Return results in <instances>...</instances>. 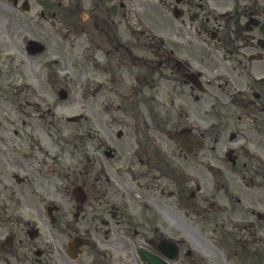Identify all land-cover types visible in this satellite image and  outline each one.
<instances>
[{
	"label": "flooded vegetation",
	"instance_id": "obj_1",
	"mask_svg": "<svg viewBox=\"0 0 264 264\" xmlns=\"http://www.w3.org/2000/svg\"><path fill=\"white\" fill-rule=\"evenodd\" d=\"M126 1L56 0L53 4L54 0H34L41 17L36 11L29 14L22 10V21L33 26L27 30L16 17H3V12L12 10L10 5H1V122H14L11 113L3 109L8 107L6 102L32 118L52 117L49 121L54 131L48 134L47 144L56 155L50 157L41 146L42 138L37 140L32 133L22 134L11 144L10 135L0 133L4 146H19L13 160L0 153V171L5 172L1 162H6L29 172L28 179L15 182L17 196L10 194L19 198L16 205H22V215L0 213V221L14 222L11 230L0 223V264H136L140 263L135 257L139 246L154 251L165 239L176 244L177 264H181L190 253L183 249L186 240L163 231L158 222L168 202L180 208L185 202L189 211L207 218L228 214L221 206L209 207L201 192L202 172L193 162L210 155L202 142L206 136L200 126L202 119L189 117L185 109L192 108L191 102H205L211 104L207 111L220 116L219 105L236 104L245 112L240 120L250 124L264 121V31L260 29L264 28V0H161L169 15L168 24L177 27L171 28L175 38L167 42L156 41L147 29L141 31L147 36L139 39L132 20V0ZM42 10L49 16L42 17ZM123 21L129 23L126 33L133 40L129 44L123 40ZM38 27H44L51 38V55L44 37L32 34ZM29 40L41 41L43 51L32 54ZM75 67L87 82L89 93H98V101L89 98L84 106L95 110L92 115L103 127L102 134H85L86 150L79 157L81 163L73 166L71 161L69 165L60 161L75 140L66 132L67 116L54 108L72 107L61 104H66ZM231 75L243 85L231 88L239 90L240 98L231 94L228 101L219 104L217 98L224 93L215 90L227 86ZM208 76L218 83L212 84L205 78ZM94 77H98L97 82ZM242 78L248 79L243 83ZM26 79L34 84L22 86ZM44 92L54 99L52 109L41 106ZM204 93L212 94V99L204 98ZM225 94L226 99L227 90ZM171 105L179 112L171 110ZM84 120L90 122L87 116ZM59 121L64 125L59 127ZM172 141L177 150L170 147ZM234 153L236 161L239 155ZM216 165H210L215 177L210 188L226 189L213 193L217 199L229 202L227 189L232 186L230 197L240 203L247 198L250 186L264 187V180L251 179L252 173L263 176L264 168L247 159L231 170L234 175L230 178H237V185H231ZM29 188L35 189L33 197ZM239 193L240 197L235 195ZM45 196L52 201L42 207ZM189 198H196L191 207L187 205ZM244 233L238 236L241 248L247 242Z\"/></svg>",
	"mask_w": 264,
	"mask_h": 264
},
{
	"label": "rangeland",
	"instance_id": "obj_2",
	"mask_svg": "<svg viewBox=\"0 0 264 264\" xmlns=\"http://www.w3.org/2000/svg\"><path fill=\"white\" fill-rule=\"evenodd\" d=\"M126 1V0H125ZM128 1V0H127ZM126 1V4H128ZM133 2H139L140 6L134 7V10L136 12H138L140 15H142L143 17H145L146 19H148L151 23V25L154 27L155 32L157 34H163L164 32H166L167 34V38L171 39V38H175L172 36V31L171 28H177L176 26L173 25H169L167 20V17L169 16L167 14V12L165 11L166 9L162 10L158 3L156 1L151 2L149 0H133ZM2 2H0V13L3 11L2 7ZM141 7V8H140ZM4 16L7 19H11L14 20L16 17V20H19L22 22V24L26 27L24 30L27 29H31L33 28V26L28 22V21H22V17L15 15L13 12H3ZM2 17V19H3ZM132 20L135 24V27L140 29L141 27H139L138 24H136L134 18L132 17ZM170 21V20H169ZM131 22V21H128ZM129 23H126V21H123L122 23V33H123V40H125L128 44L130 43V41L132 42L133 40H130L129 37V33H126V27H128ZM43 28H36L35 30L32 31V34L42 38L44 37V39L47 41L48 45H49V50L48 53L49 55H51L52 52V48L50 43H52L51 38L45 34V30H43ZM141 30V29H140ZM185 33H187L190 37H193V35L188 31V30H183ZM145 33L143 34H139L138 38L139 39H143L145 37ZM147 36V35H146ZM168 39V40H169ZM133 46H136V44H132ZM224 75V74H223ZM39 79L40 82L45 86L47 85V83H45V81L43 80V78L41 76L36 75ZM225 76V75H224ZM234 75H231V77H227V86L223 85L221 89L219 90H215L216 93L218 92H223L224 95L222 97H218L217 101L219 102V104H221L222 102H226L230 99V95H231V88L236 85L239 87H243V85L241 83H237V80L235 79V77H233ZM73 83H70L69 88H68V95H67V100H66V104H61L64 106H72L69 109H66L63 115H67V114H71L72 112L77 113L79 111H83L84 112V108H86L88 110V108L90 109V117L92 118V114L95 112L94 109L84 106L85 102L81 101L78 97L80 95V85L82 83V73L80 72L78 67L74 68V73H73ZM208 78L210 80H212V84H216L218 83L219 80H217L214 77H205ZM248 78H242L241 81L243 83H245V81ZM221 83H223V81H221ZM226 90H227V97L226 99L224 98V96L226 95ZM193 92L195 93H199L200 91H198L197 89H194ZM250 94V92L248 93V95ZM212 94H203L204 98L209 97L211 98ZM232 96H236L238 98H240V95L233 92L232 91ZM251 99H254L252 96H250ZM212 99V98H211ZM60 99H57V101L59 102ZM214 102V100L212 101ZM168 103V102H167ZM42 104V103H41ZM6 105L8 107H11V105H9L8 102H6ZM211 104L209 103H200V102H191V106L192 108L189 110L190 113H193L191 115H196L197 117L201 118V126L203 128L208 127V125H206L207 123H209L211 120H215L216 118H219V121H212V122H219L218 126L216 128H214L213 130H209L207 132V134H205L206 136H204V147L206 148L207 153L210 156H203L201 157V159L199 158L198 160H196L195 162H193V164L197 165L196 166V170H201L202 172V177H203V181L204 183L203 186L205 187V189H209L210 186H212V181L215 180L214 174L212 173V170L210 168V165H216L218 164L220 166V164H226L228 166V169H220L221 171H223L222 175L226 177V179L230 182V184H234L237 185V178H230V174L234 175V173H231L232 169H237L239 166L238 164L232 166L228 161L226 162L225 158H224V153H223V149L227 146H231L234 142L233 140H229V133L230 132H234L236 133L238 136L237 138H243L240 141H243L247 144V141H251L252 143H254V146H251V148H254L256 151V154H259L260 158L262 156V158L264 159V128H263V124L264 121L261 124H248V121H243L239 119V116H242L245 112L242 108H240L239 106H237L235 104V106L231 107V104H229V106L224 105V106H220L218 107V111L220 112V116H215V114H213V111H207L209 110V106ZM42 106V105H41ZM8 107L3 108L5 111H9L11 113V115H9V117L14 120V122L12 124H6L4 122H1V117H0V133H8L10 135V144L11 142H15V141H19L20 137H22V134H29V133H39L38 136H40L41 138H45L43 135H41L40 133H46L47 129H53L54 130V125L49 121L51 120L52 117L45 115L42 116L41 118H38L37 116L35 118H32L28 113H26L25 111L22 112V114H20V112L18 110H14L11 107V110L8 109ZM40 107V106H39ZM43 108V106H42ZM171 110L176 111L177 113L179 112L178 108L173 107L172 105L170 106ZM1 110V109H0ZM54 110L56 111H63V108H59V107H55ZM53 110V111H54ZM214 110H216L214 108ZM52 111V112H53ZM223 113V114H222ZM173 114V113H172ZM191 115H189V117H191ZM1 116V115H0ZM97 116V115H96ZM98 117V116H97ZM187 117V120L188 118ZM99 119V117H98ZM237 121V123H235ZM227 122V125H226ZM58 126L61 127L62 125H64L62 122H57ZM68 122H65V125L69 126H73L76 127L77 129H82V130H86L87 125L91 124L92 129L95 132H101L100 134H102V131L100 130L101 127H103L101 122H84L83 120L79 121V125L75 122H69V124H67ZM83 125H86V127H83ZM162 126V124H160ZM219 128V131H217V129ZM97 129V130H95ZM17 130V132H15L14 134H12L13 131ZM217 131V132H216ZM18 133V134H17ZM51 133V132H50ZM209 133V134H208ZM46 137L47 134H44ZM217 139V141H216ZM216 141V142H215ZM24 141L22 140V143ZM77 142V141H76ZM84 144V147H82V152L84 150H86V146L84 142H81ZM0 144L3 146V150L0 153H4L6 154L11 160L15 159V154L11 151V149L9 148V146L7 145H3L2 142H0ZM92 146V144H89L88 147L90 148ZM170 147L174 148L177 150V145L174 141L170 142ZM213 147H216V149H213ZM35 149V148H33ZM80 151L79 148H77V146H75V148H73L71 145L67 146L64 152V155H61L60 161L62 163L68 164L71 161V165H78L79 162V157H80V153H78ZM80 151V152H81ZM38 154V151H37ZM215 155V156H214ZM243 156V157H242ZM218 158V159H217ZM53 159V158H49ZM238 159H246L245 156L243 154H239ZM237 159V160H238ZM258 160H250V162L255 165L257 163ZM220 163V164H219ZM217 166V165H216ZM233 167V168H231ZM4 170L5 169H1ZM226 171V172H225ZM243 172V171H242ZM1 173V172H0ZM246 174V173H245ZM247 175V174H246ZM218 176L220 177V179L222 180V176H220V174H218ZM4 176L1 175L0 176V181L4 183ZM259 180H264V175L260 177ZM224 187H222L223 189ZM249 193L246 194V200L243 201L242 204H240L241 206H239V208L242 209H246L248 208L249 205L252 206V204L248 203H255L256 205H254V207L256 208V210L264 209V187H262L261 185H256V186H251L249 189ZM213 193L216 192V189L211 190ZM223 191V190H221ZM5 195L8 196L9 194L13 195L12 192H8V191H4ZM17 196V194H15ZM237 196L240 197V193L237 194ZM198 198V197H196ZM195 198V199H196ZM195 199H188L187 201V205L189 207H191V203L195 201ZM248 199V200H247ZM232 205V203H231ZM19 208L20 211L22 212V205H20ZM184 207L185 209H187L186 207V203L184 202L183 207L180 208L178 206H175L173 204L169 205L168 202V208H166L164 210V214H161L160 219L158 220L159 224L162 225L163 231L168 232L172 235H175L176 237L180 236L184 239H186V248L191 250V256L189 258L188 255H186V260L184 261V263L181 264H225V262L222 260L221 258V252L217 251V248H214L215 244L212 241V239L209 237V235L211 234V230L215 229L220 232H224L229 230V222L226 220V218H218V217H213V219L209 216L207 217H203L201 214L195 215L193 212L189 211L190 217L186 218L184 217L183 213H184ZM195 209V208H194ZM235 210H237V208H234ZM234 209L232 210L233 213ZM0 213H2V211H0ZM6 213V211H5ZM7 214V213H6ZM255 217V216H253ZM172 219V220H171ZM171 220V221H170ZM256 220V225H255V229L253 230L255 233L254 237L249 235V233H246V237H247V246L249 248H247V250L249 251L248 253L250 254V256L253 257V261L250 262L251 264H264V256L260 255V250L264 247V220ZM165 222L170 223V226L168 225H164ZM173 222H176V224L178 223L180 226L174 224ZM6 228H9L11 230L12 226L14 225L13 221H5L4 222ZM231 232V231H229ZM20 235H22L21 233H19ZM231 234H234V232H231ZM235 235V234H234ZM19 237V236H18ZM254 238V239H253ZM229 239L233 242L235 238H233L232 236L229 235ZM194 241L200 242V244H202V246L204 247V250L201 249H196L194 247L195 243ZM258 241L261 242V244H258ZM193 242V243H192ZM254 245L255 248L253 247ZM232 250H239L240 247L237 243L233 242V244L231 245ZM183 249H185V245H183ZM263 251V249H262ZM212 254H210V253ZM214 252V253H213ZM264 253V251H263ZM237 255H239L238 253H236ZM217 255V256H216ZM260 258H259V257ZM190 262V263H189ZM236 260L234 261L235 264ZM180 264V263H179Z\"/></svg>",
	"mask_w": 264,
	"mask_h": 264
}]
</instances>
